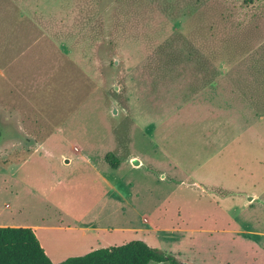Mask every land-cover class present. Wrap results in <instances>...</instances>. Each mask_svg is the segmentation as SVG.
Instances as JSON below:
<instances>
[{
	"label": "rangeland",
	"instance_id": "rangeland-1",
	"mask_svg": "<svg viewBox=\"0 0 264 264\" xmlns=\"http://www.w3.org/2000/svg\"><path fill=\"white\" fill-rule=\"evenodd\" d=\"M68 61L83 100L39 146L30 98ZM0 81L1 148L33 153L0 170L27 184L8 216L52 262L264 264V0H0Z\"/></svg>",
	"mask_w": 264,
	"mask_h": 264
},
{
	"label": "trees",
	"instance_id": "trees-1",
	"mask_svg": "<svg viewBox=\"0 0 264 264\" xmlns=\"http://www.w3.org/2000/svg\"><path fill=\"white\" fill-rule=\"evenodd\" d=\"M230 1V0H229ZM74 74L70 61L48 78L44 87L32 98L34 111L28 112L32 121L28 129L31 137L38 142H45L58 128H61L77 111L83 100L78 82L68 80ZM0 81V94L4 84ZM24 124V123H23ZM23 127H25L23 125ZM25 129H27L25 127ZM30 152L14 153L8 157L15 161L27 157ZM105 161L113 168L118 167V160L112 154L105 156ZM189 264L179 261L172 255L165 254L158 248L150 247L143 240H134L120 246L100 247L82 256L68 257L52 262L40 245L34 231L29 227H0V264Z\"/></svg>",
	"mask_w": 264,
	"mask_h": 264
},
{
	"label": "crops",
	"instance_id": "crops-1",
	"mask_svg": "<svg viewBox=\"0 0 264 264\" xmlns=\"http://www.w3.org/2000/svg\"><path fill=\"white\" fill-rule=\"evenodd\" d=\"M23 130L25 131L24 127H23ZM15 132H17V134L15 136L12 135L11 137L21 140L23 135L20 134V131H18V130ZM28 136L30 138H32L34 143H38L39 146H40V144H42L41 142L34 140L33 137H31L30 135H28ZM6 144H7L6 141L5 142L1 141L0 150L3 148V146H6ZM27 151L30 152V154L27 157H25V158L21 157L20 159L15 160V161H9L8 157L14 153H17V152L14 151V152H11L10 154H8L5 150L2 149V151H0V170L5 168L4 165L7 163V161L12 162V163L18 162L20 164L28 162L31 154H33V153H31L32 151H30V150H27ZM27 151H25V152H27ZM18 153H20V152H18ZM21 154H23V152ZM83 160L87 164H92L90 162L89 158H84ZM65 163H67V160H65ZM114 170H117V168ZM94 171L97 172L98 169L95 170V168H94ZM11 182H16L19 185L17 184L14 186ZM18 186H19V188H18ZM26 187H27V184L24 183L23 176L18 175L17 173H8V172L0 171V227H19L20 226L18 219L14 218L12 216H8V213H11L12 210L15 209V207H16V210L22 211V209L24 208V204H23L24 196H23V194H24V189ZM9 196L12 198V200H10V201L8 199ZM29 228H31L32 230L38 229L37 226H33V227H29ZM50 228L52 230H56V229L68 230V228H66V227L57 226V225L51 226Z\"/></svg>",
	"mask_w": 264,
	"mask_h": 264
},
{
	"label": "flooded vegetation",
	"instance_id": "flooded-vegetation-1",
	"mask_svg": "<svg viewBox=\"0 0 264 264\" xmlns=\"http://www.w3.org/2000/svg\"><path fill=\"white\" fill-rule=\"evenodd\" d=\"M7 136V128L4 126H0V143Z\"/></svg>",
	"mask_w": 264,
	"mask_h": 264
},
{
	"label": "water",
	"instance_id": "water-1",
	"mask_svg": "<svg viewBox=\"0 0 264 264\" xmlns=\"http://www.w3.org/2000/svg\"><path fill=\"white\" fill-rule=\"evenodd\" d=\"M133 164L138 165V161L137 160H134L133 161Z\"/></svg>",
	"mask_w": 264,
	"mask_h": 264
}]
</instances>
